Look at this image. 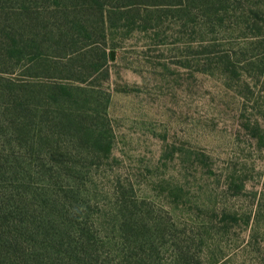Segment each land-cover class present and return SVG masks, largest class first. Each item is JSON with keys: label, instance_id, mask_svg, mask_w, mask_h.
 <instances>
[{"label": "rangeland", "instance_id": "rangeland-1", "mask_svg": "<svg viewBox=\"0 0 264 264\" xmlns=\"http://www.w3.org/2000/svg\"><path fill=\"white\" fill-rule=\"evenodd\" d=\"M58 233L77 264H264V0H0V250Z\"/></svg>", "mask_w": 264, "mask_h": 264}, {"label": "trees", "instance_id": "trees-1", "mask_svg": "<svg viewBox=\"0 0 264 264\" xmlns=\"http://www.w3.org/2000/svg\"><path fill=\"white\" fill-rule=\"evenodd\" d=\"M100 23H101L102 29H104L105 18L103 14H101V17H100ZM87 26H89L88 23L83 24L81 22L75 21L71 28L72 30L75 31V35H77V37L83 36L84 38L90 40L93 36L94 31L91 32ZM93 26L95 25L93 24ZM61 32L62 34H64L63 31ZM14 52L16 55L22 56V54H24L21 48H19L18 50ZM99 57L102 60L100 63L95 62V63L89 64L90 65L89 67L93 69L94 71H98L101 68L102 64L108 61V55L105 53V51H102ZM39 64H40V58L36 56L33 59V63H32L33 69L32 70L37 72L38 68L41 67ZM85 72H86V69H84L83 72H79L78 77L83 76ZM79 80H82V78H79ZM75 90L77 91L78 89H75V88L71 89L67 86L58 85V86L53 87V91L49 93V98L52 99L58 105L62 104V102L65 100L73 101L75 99L76 101L77 95H76ZM32 98H35L37 100H42L41 94H38V97H32ZM15 103L16 101H14L13 104ZM24 106L25 104L23 102H20L18 105H15V107L17 108V110H19V112H22L25 110ZM43 113L44 112H41V114ZM27 117L28 118L23 122V125H22L23 129H27L30 126V123L32 121L31 116H27ZM69 118L70 116L67 117V119ZM98 135H99V139L96 142H94V144L99 150H104L105 152L109 153L111 149L110 143L108 141H105L106 137L101 138L102 137L101 132H99ZM38 139H39V143H42L39 137ZM66 235H67L66 233L65 234L58 233L57 235H53L54 237L44 238L43 240L27 237L28 242L26 243L25 241V245L27 246V248L19 247L18 249L15 245V241L17 239L16 238L12 243H10L11 246L14 248L12 251L8 249V245H6V243H3V249L0 250V264H77V262H80V261H81L80 263H83L85 260H83V255L81 254L79 255L76 252L77 247H71L70 245H68L66 250L62 251L61 248L63 245L59 243L65 239ZM77 260H80V261H77ZM141 260L142 262H144V259H141Z\"/></svg>", "mask_w": 264, "mask_h": 264}]
</instances>
